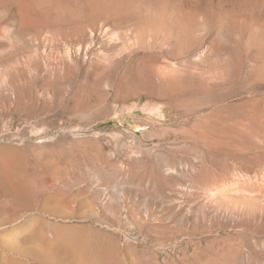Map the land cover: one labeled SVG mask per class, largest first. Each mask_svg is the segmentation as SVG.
<instances>
[{"label":"rangeland","instance_id":"obj_1","mask_svg":"<svg viewBox=\"0 0 264 264\" xmlns=\"http://www.w3.org/2000/svg\"><path fill=\"white\" fill-rule=\"evenodd\" d=\"M257 145L264 0H0V169L34 193L92 179L54 219L84 227L88 264H254L245 176L212 196L196 174L249 171Z\"/></svg>","mask_w":264,"mask_h":264},{"label":"bare ground","instance_id":"obj_2","mask_svg":"<svg viewBox=\"0 0 264 264\" xmlns=\"http://www.w3.org/2000/svg\"><path fill=\"white\" fill-rule=\"evenodd\" d=\"M28 6L30 7L31 5ZM28 6L21 5L18 10L21 22L24 24H27L30 21L29 16L31 12L28 9ZM95 28H92V30L89 31V34L83 33L85 42L95 41V37H97ZM153 69L154 68L151 70L153 71ZM155 72H157V70ZM48 82L49 79L47 77L44 80V84L47 85ZM194 142L197 143L196 145H198V143H200V145H209V142L204 138H195ZM256 148L257 152L262 153L259 150V145H257ZM263 155L257 153L256 156L258 157L259 164L254 166L255 168L251 167L249 171L243 169H239V171H237L236 167L230 166L231 168L227 167L226 171L220 175L218 172L215 173L211 166L200 163L196 174V179L207 187L205 189H208L212 196L221 192L225 193V190L228 191L231 189V187L227 189L221 187L217 191H213L208 187L211 184H215L219 180L225 181L224 174H230L229 170H232V178L234 177L235 179L238 177L236 180H240V176L242 175L245 176L246 180L243 184L238 181L235 184L239 187L242 185V190L248 193V205L246 207L252 217V228L254 233L252 243L256 251L254 264H260L261 257L264 256ZM212 158H210V160L214 163ZM261 160L263 164H261ZM172 172L176 173L177 171L174 168H168L166 170V173ZM11 173L10 169H0V183L4 185L6 190H10L12 194L10 199H7L4 194H0V207L4 209L0 212V264H88V261L85 260L87 259L86 255H88V249L86 247L87 244L84 246L80 241L81 237L79 236L80 230L84 227L81 228L79 225L57 223L54 219L64 217V211L59 209L60 207L58 208L57 206H65L69 209H74L77 198L81 195L88 194L91 189H94L92 179H90L91 181L88 179L82 186L78 185L76 191H73L67 183H63L61 189L54 188V183L50 181L44 183L43 186L36 191L37 193H34L32 188V179H30L29 176L22 174L21 172H17V174H14L15 177H12ZM227 209L228 211L230 210L229 208ZM211 213L213 217L216 216L218 213L217 208H214ZM220 215L221 217L227 219L232 216V211H230L227 215L225 211H222ZM83 233L81 235H83ZM83 236L85 237V235Z\"/></svg>","mask_w":264,"mask_h":264}]
</instances>
